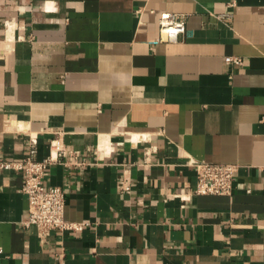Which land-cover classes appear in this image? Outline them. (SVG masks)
I'll use <instances>...</instances> for the list:
<instances>
[{
    "label": "crops",
    "instance_id": "crops-1",
    "mask_svg": "<svg viewBox=\"0 0 264 264\" xmlns=\"http://www.w3.org/2000/svg\"><path fill=\"white\" fill-rule=\"evenodd\" d=\"M28 135L84 225L25 226L0 169V264H264V0H0V159ZM192 161L236 164L231 194H196Z\"/></svg>",
    "mask_w": 264,
    "mask_h": 264
},
{
    "label": "built area",
    "instance_id": "built-area-1",
    "mask_svg": "<svg viewBox=\"0 0 264 264\" xmlns=\"http://www.w3.org/2000/svg\"><path fill=\"white\" fill-rule=\"evenodd\" d=\"M159 39L175 41L179 34L185 31L184 22L173 13H161L159 16ZM224 63L240 65L239 56L227 55ZM56 140L51 142L50 153L37 159V138L28 135L26 155L19 161L0 159V169L23 171L24 176L21 191L27 200V216L22 221L25 226L33 225L41 233L56 229L60 231H79L83 222L69 221L64 217V193L59 186H45L43 175L48 167L58 161L61 151ZM74 162V161H73ZM195 167L196 184L194 192L201 195H230L233 188V178L237 165L233 163H211L207 161H192ZM121 190L127 191L128 185H122Z\"/></svg>",
    "mask_w": 264,
    "mask_h": 264
}]
</instances>
